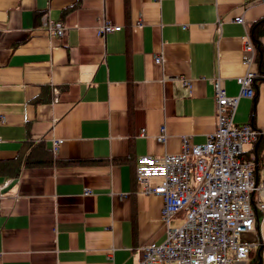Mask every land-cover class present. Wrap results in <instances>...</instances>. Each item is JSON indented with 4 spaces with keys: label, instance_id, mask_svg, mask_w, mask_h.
I'll return each instance as SVG.
<instances>
[{
    "label": "crops",
    "instance_id": "1",
    "mask_svg": "<svg viewBox=\"0 0 264 264\" xmlns=\"http://www.w3.org/2000/svg\"><path fill=\"white\" fill-rule=\"evenodd\" d=\"M250 70L232 120L264 129V0H0V264H137L166 237L137 159L205 143L212 82L236 97ZM239 157L260 185L264 136ZM259 204L234 264H264Z\"/></svg>",
    "mask_w": 264,
    "mask_h": 264
},
{
    "label": "built area",
    "instance_id": "2",
    "mask_svg": "<svg viewBox=\"0 0 264 264\" xmlns=\"http://www.w3.org/2000/svg\"><path fill=\"white\" fill-rule=\"evenodd\" d=\"M235 21L241 23L243 18ZM119 30V26L104 25L100 32ZM255 53L247 40L244 64L252 65ZM255 76L250 70L237 79L240 92L236 97H227L218 81L212 82L217 125L205 143L191 145L183 138L179 154L137 159L136 182L144 193L162 198L160 216L166 227L162 243L140 248L137 264H234L247 257L249 246L240 243L239 237L253 228L251 197L264 188V181L258 185L252 163L242 162L239 156L245 146H254L264 136V129L235 125L232 117L240 98H253ZM60 144L55 141L54 149ZM155 178L160 182L151 184ZM258 206L264 211V204ZM175 219L183 223L170 226Z\"/></svg>",
    "mask_w": 264,
    "mask_h": 264
},
{
    "label": "rangeland",
    "instance_id": "3",
    "mask_svg": "<svg viewBox=\"0 0 264 264\" xmlns=\"http://www.w3.org/2000/svg\"><path fill=\"white\" fill-rule=\"evenodd\" d=\"M183 223V219H175L171 221L170 226H180Z\"/></svg>",
    "mask_w": 264,
    "mask_h": 264
}]
</instances>
